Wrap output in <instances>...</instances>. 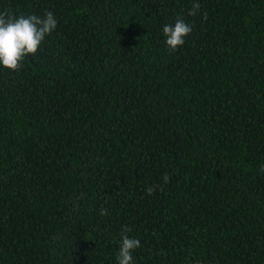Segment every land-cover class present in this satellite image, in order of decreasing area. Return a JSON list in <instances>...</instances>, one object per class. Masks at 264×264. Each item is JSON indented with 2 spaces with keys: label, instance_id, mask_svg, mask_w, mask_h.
Here are the masks:
<instances>
[{
  "label": "trees",
  "instance_id": "trees-1",
  "mask_svg": "<svg viewBox=\"0 0 264 264\" xmlns=\"http://www.w3.org/2000/svg\"><path fill=\"white\" fill-rule=\"evenodd\" d=\"M5 11L57 27L0 67V264H118L125 226L133 264H264V0Z\"/></svg>",
  "mask_w": 264,
  "mask_h": 264
},
{
  "label": "clouds",
  "instance_id": "clouds-1",
  "mask_svg": "<svg viewBox=\"0 0 264 264\" xmlns=\"http://www.w3.org/2000/svg\"><path fill=\"white\" fill-rule=\"evenodd\" d=\"M198 2L189 10L190 16H195L199 10ZM57 27V19L50 11L44 17L35 14L19 15L18 17L5 11L0 13V67L10 71H18L26 57L35 55L45 38ZM193 26L183 19H177L174 25H164L162 28L165 43L170 50H176L185 42L192 32ZM170 177L165 174L164 182ZM153 186L146 188V193L152 195ZM101 215H107L106 209H100ZM131 229H122V243L118 252V264H133V251L141 246L140 240L130 238L127 233Z\"/></svg>",
  "mask_w": 264,
  "mask_h": 264
}]
</instances>
